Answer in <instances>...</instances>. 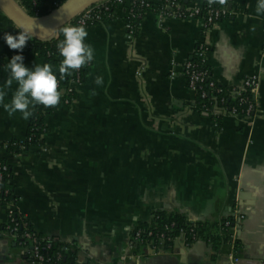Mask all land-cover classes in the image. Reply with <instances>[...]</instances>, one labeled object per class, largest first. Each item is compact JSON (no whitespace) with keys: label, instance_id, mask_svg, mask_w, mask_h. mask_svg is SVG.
I'll return each instance as SVG.
<instances>
[{"label":"crops","instance_id":"crops-1","mask_svg":"<svg viewBox=\"0 0 264 264\" xmlns=\"http://www.w3.org/2000/svg\"><path fill=\"white\" fill-rule=\"evenodd\" d=\"M225 2L231 18L205 36L197 19L159 21L147 12L129 44L123 8L85 28L95 53L74 101L46 117L43 144L29 159L5 155L19 197L14 209L37 233L73 245L76 264H229L230 248L212 258L202 240L179 239L160 252L144 246L135 254L131 230L156 211H180L199 222L232 216L240 256L264 264V15L255 12L257 0ZM56 7L57 0H42L40 10ZM15 28L0 12L3 33L14 35ZM3 36L0 85L17 54ZM200 41L210 46L206 62L217 83L240 87L244 77L258 76L251 124L223 114L215 126L194 110L180 67ZM19 54L28 67L46 62L27 47ZM15 88L14 82L6 101ZM29 118L0 107V140H23ZM5 220L0 206V224ZM27 251L0 237V264H34Z\"/></svg>","mask_w":264,"mask_h":264},{"label":"trees","instance_id":"trees-1","mask_svg":"<svg viewBox=\"0 0 264 264\" xmlns=\"http://www.w3.org/2000/svg\"><path fill=\"white\" fill-rule=\"evenodd\" d=\"M66 0H57V6L61 5ZM181 4L188 5L191 0H178ZM20 7L31 17L42 16L40 10L42 0H17ZM156 7H159L158 3L155 4ZM213 7L226 8L225 0H217L213 2ZM208 7V0L203 1V10ZM112 8V6H111ZM143 8L139 7L136 4L133 7V11L136 13L141 12ZM227 9V8H226ZM230 12V11H229ZM204 15H199L203 17ZM231 16L226 15L223 18H220L219 22L223 20L230 19ZM141 15L134 17H129L125 19L129 21L133 26L134 37L138 35ZM65 26L60 27L56 33L55 37L44 40L31 36V40L27 41L24 47L30 49L36 56L43 58L47 63H51L56 67V71L59 77L58 66L62 60V57L59 55L57 44L60 40L63 39L62 29ZM21 30L15 28V34ZM4 33L0 29V36H3ZM3 63L2 55L0 54V65ZM89 64L82 66L79 69L71 70V75H65L63 80L58 78V90L61 91L62 88L66 90L61 93L60 102L56 106L44 107L43 105L37 104L33 109V114L29 118L26 133L23 140L10 139V140H0V206L4 205L9 200L13 199L12 193L14 191V186L11 183L13 177V172L10 166L6 163L5 155H17L23 159H29L31 157V149H38L43 144L42 134L46 131L45 119L47 116L51 115L58 109L62 104H70L74 101L76 97V88H70L72 81H75L79 84H83L87 78ZM207 82L201 84V88L206 90L207 94L205 97H200L199 92L195 94L194 101V110L199 113H203L204 109L210 108L212 103L217 102V104L224 106L225 108L230 109L232 106H237L239 96L231 94L232 86H224L219 83H216L220 91H212L208 88ZM242 96L252 99V93L249 89L241 92ZM216 99V101H214ZM223 99L224 102L220 103L219 100ZM245 104H240L237 106L238 110H241ZM221 120V115L216 118L217 123L219 124ZM3 151V152H2ZM7 164V165H6ZM3 165L6 166L5 169H2ZM8 211V210H7ZM12 216L19 220L21 215L16 211H12ZM29 229H33L29 221L24 218ZM225 221H229L228 225H225ZM9 223H1L0 231L4 230L5 226ZM234 227V219L232 216L222 219L219 222H199V221H190L180 211H156L152 214V218L148 222H139L136 223L133 229L131 230V235L136 231L140 230L141 238L146 239V231L151 230L153 232H163L166 236L170 238L182 237L186 245H191L197 240H202L208 244L213 252L212 258L219 254L223 249L230 248V250L240 256L241 244L238 239H232ZM23 231V227L19 228V232ZM55 239V237L50 236ZM14 240V239H13ZM17 243L24 244L23 241L15 239ZM171 243V242H170ZM167 244V243H166ZM169 244V242H168ZM142 247L140 244L134 246V252L137 253ZM55 252H60L62 254L61 258L57 261V264H76V249L73 245L59 241L58 239L54 241L53 246L50 249V254L53 255Z\"/></svg>","mask_w":264,"mask_h":264},{"label":"built area","instance_id":"built-area-1","mask_svg":"<svg viewBox=\"0 0 264 264\" xmlns=\"http://www.w3.org/2000/svg\"><path fill=\"white\" fill-rule=\"evenodd\" d=\"M217 0H208V7L203 10V2L197 3L195 0H191L188 5L181 4L178 0H100L87 8L82 12L76 15L73 19L67 22L64 26L68 25H83L85 28L102 23L110 19L115 15V11L118 8H123V12L127 18L145 15L147 12H153L158 17L159 21H162L166 18H177V19H197L200 22L201 34L203 36L220 22V18H223L228 15H232L224 6L220 8L213 7V2ZM159 5L156 7L155 4ZM138 4L139 7L143 9L141 12L136 13L133 11V7ZM112 6V8H111ZM204 15L199 17V15ZM264 22V17H263ZM126 27V40L129 44L134 42V30L133 26L129 21L124 22ZM56 35H53L50 38L44 39L49 40ZM210 52V46L205 41H200L196 44V47L187 60L181 64V72L185 80L187 88L192 91L194 94H200V97H205L207 92L201 88V84L207 82V86L212 91H220L216 86V80L212 76L211 69L207 65V55ZM144 69V63L140 61L139 67L137 68L135 74L139 77L142 76ZM175 71H171L170 75L174 76ZM80 85L79 83L72 81L70 88H76ZM249 89L252 93V99H248L246 96H242L241 92ZM259 89V78L257 75L252 74L244 77L240 87H233L231 89V94L239 96L238 104H245L241 110H238L237 106H232L230 109L225 108L217 104V102L212 103L210 108L204 109L205 114H207L215 126L218 125L216 118L223 114H229L234 117H237L243 121H246L248 124L252 123V116L254 115L257 109V92ZM66 89L62 88L60 93H63ZM216 101V99H214ZM220 103H223L224 100L220 99ZM63 105V104H62ZM64 105H68L64 103ZM3 152V151H2ZM7 165V164H6ZM6 166L3 165L2 169H5ZM1 169V167H0ZM14 196L13 199L6 202L2 207L6 211V220L7 224L4 230L0 231V237L5 236L10 239H19L27 245L28 251L27 256L34 264H57V261L61 258L62 254L60 252H55L53 255L50 254V249L53 246V243L56 238L50 236H44L37 233L33 229H29L24 221V217H19V220H16L12 216V211H14V205L19 200V197L12 193ZM8 210V211H7ZM240 215H236V220H240ZM225 225L229 224V221H225ZM23 227V231L19 232V228ZM146 239L141 238L140 230H136L128 241V248L134 252V246L140 244L141 247L150 246L156 251H164L168 249L174 241L182 240L185 244L184 239L180 236L170 238L166 236L163 232H153L151 230L146 231ZM235 231L233 227L232 239H235ZM169 242V244H168ZM171 242V243H170ZM167 243V244H166ZM186 245V244H185ZM135 253V252H134ZM136 254V253H135ZM229 264H253L249 260L242 259L241 256L234 254L232 251L228 254ZM261 264V263H259Z\"/></svg>","mask_w":264,"mask_h":264},{"label":"clouds","instance_id":"clouds-1","mask_svg":"<svg viewBox=\"0 0 264 264\" xmlns=\"http://www.w3.org/2000/svg\"><path fill=\"white\" fill-rule=\"evenodd\" d=\"M256 14L264 15V0H257ZM63 39L57 44L62 60L56 67L51 63L33 64L28 67L24 64L22 52L27 41L31 40V34L27 31H19L16 35L5 33L4 42L9 49L17 50L5 65L7 78L0 85V107L9 116L19 113L22 119L27 120L33 114L37 104L44 107L56 106L60 102L61 93L58 90V78L63 80L65 75H71V70L79 69L93 61L95 50L85 42L88 33L83 25H68L62 29ZM15 82L16 88L12 90L10 98L9 89ZM95 84L103 83L102 77L95 78Z\"/></svg>","mask_w":264,"mask_h":264},{"label":"water","instance_id":"water-1","mask_svg":"<svg viewBox=\"0 0 264 264\" xmlns=\"http://www.w3.org/2000/svg\"><path fill=\"white\" fill-rule=\"evenodd\" d=\"M98 1L100 0H66L48 14L31 17L16 0H0V12L5 14L17 29L27 31L33 37L47 39L85 8ZM228 8L230 9V5Z\"/></svg>","mask_w":264,"mask_h":264}]
</instances>
